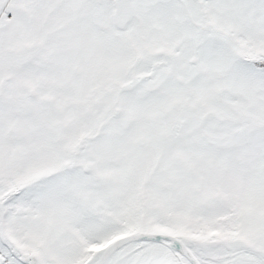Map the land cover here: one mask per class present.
I'll list each match as a JSON object with an SVG mask.
<instances>
[{
  "label": "snow or ice",
  "instance_id": "1",
  "mask_svg": "<svg viewBox=\"0 0 264 264\" xmlns=\"http://www.w3.org/2000/svg\"><path fill=\"white\" fill-rule=\"evenodd\" d=\"M0 264H264V0H0Z\"/></svg>",
  "mask_w": 264,
  "mask_h": 264
}]
</instances>
